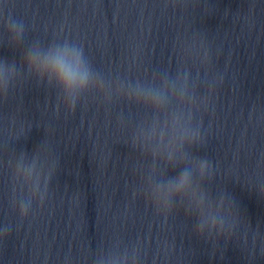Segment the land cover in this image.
Returning <instances> with one entry per match:
<instances>
[{
    "label": "clouds",
    "instance_id": "1",
    "mask_svg": "<svg viewBox=\"0 0 264 264\" xmlns=\"http://www.w3.org/2000/svg\"><path fill=\"white\" fill-rule=\"evenodd\" d=\"M22 25L18 22H14L10 31L14 36H19ZM27 63L36 68L38 71H51L53 72L57 79L65 84L66 87H77L82 88L88 83V73L87 71H82L80 68V53L74 52L70 58L68 53L57 54L55 57H51L45 60H40L38 55H32L26 57ZM3 76L0 74V79ZM7 88V83L5 81V89ZM187 182V178L184 177L180 181V187H183ZM23 214V211H22ZM199 234V231H198Z\"/></svg>",
    "mask_w": 264,
    "mask_h": 264
}]
</instances>
